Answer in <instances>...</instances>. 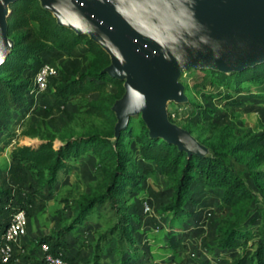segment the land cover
Masks as SVG:
<instances>
[{
	"label": "rangeland",
	"instance_id": "rangeland-1",
	"mask_svg": "<svg viewBox=\"0 0 264 264\" xmlns=\"http://www.w3.org/2000/svg\"><path fill=\"white\" fill-rule=\"evenodd\" d=\"M5 40L9 54L14 43L6 29ZM37 61L54 67L56 75L43 92L32 89L26 93V109L10 112L13 137L0 150V189L10 191L12 204L23 196L28 205L24 234L28 239L23 251L17 248L12 264H42L38 251L41 238L49 244L56 242L69 264H233L237 260L252 264L249 258L264 229V179L250 177L264 170V163L254 157L255 152L264 150V139L252 147L245 143L264 135V81L244 84L241 94L234 95L212 82L204 72L208 69L178 63L172 82L179 87L181 97L163 106L165 121L192 142V148L184 150L170 145L186 157L209 158L214 151L222 154L243 179L249 194L226 207L221 199L223 188L207 185L197 176L190 182L180 210L163 211L171 201L172 182L157 165L139 158L135 138L147 129L141 113L136 112L128 116L120 130H126L119 150L124 159L128 158L125 167L132 182L120 183L102 205L92 208L82 222L75 224L78 205L103 190L109 179L106 172L111 168L99 166L96 158L85 153L69 159L68 170L58 174L55 183L40 185L23 165L10 161L9 153L18 145L36 147L38 137L52 141L54 148L62 141L91 135L106 138L113 146L116 119L112 107L123 96L127 78L118 80L122 94L116 100L117 90L111 85L91 95L89 99L101 107L103 115L85 116L74 105L52 98L56 84L92 71L85 47L79 44L69 54L51 50L39 54ZM21 78L32 85L33 72H24ZM228 129L230 134L221 140ZM32 131L38 137L24 135ZM8 214L0 205V225ZM230 225H237L241 235L231 248L219 249V237Z\"/></svg>",
	"mask_w": 264,
	"mask_h": 264
},
{
	"label": "trees",
	"instance_id": "trees-1",
	"mask_svg": "<svg viewBox=\"0 0 264 264\" xmlns=\"http://www.w3.org/2000/svg\"><path fill=\"white\" fill-rule=\"evenodd\" d=\"M7 9L6 35L14 45L0 65V144H2L0 150L7 147L13 137L14 122L11 120L10 112L19 113L29 106L26 93L34 88L27 80L22 79L21 75L24 72L35 74L43 64L39 61L35 62L39 54L51 50L69 54L82 44L92 62L91 72L87 71L78 77L56 84L52 88L53 100L64 105L72 104L77 112L85 116H98L103 113L100 112L101 107L89 99L91 95H98L106 85H111L117 90L114 99L121 96V82L105 73H100L109 64L108 56L88 36L76 35L71 30L58 26L50 13L40 7L37 0H16L10 3ZM98 63L100 65H97ZM204 72L218 87L238 95L241 94L244 84H258L264 81V62L238 72L221 73L212 70ZM229 134L228 129L222 133L221 140ZM24 135L37 136L35 131ZM125 135L126 130L119 131L114 146L106 138L91 135L62 141L57 148L53 147L52 141L42 140L37 136L40 142L36 147L15 146L9 153V159L16 165H23L37 184L49 186L55 183L58 174L68 170L69 159H75L85 153L96 158L99 166L111 168L106 172L109 179L104 184L103 190L78 205L73 219V223L77 224L84 220L92 208L102 205L117 190L120 183L132 182V176L125 167L128 158L124 159L122 151L119 150L121 139ZM263 139L264 135L252 137L245 145L248 147L259 145ZM135 144L139 158L157 165L161 174L172 182L171 201L163 206V211L175 213L180 210L189 184L197 176L207 185H219L223 188L221 199L226 207L233 206L245 193L249 194V189L238 172L217 151H214L213 156L209 158L191 155L186 157L164 141L150 138L144 128L135 138ZM254 157L257 162L264 163V150L255 152ZM250 178L264 179V170L253 173ZM256 186L259 187L258 184ZM10 199V191L0 189L1 209L10 213L21 207L27 211V201L23 200V196L16 205L12 204ZM6 219L7 217L0 225V232L5 226ZM240 235L241 231L237 225L228 226L219 237L218 248H231ZM39 242H46L51 251L59 250L56 242L49 244L42 238L38 240ZM249 260L252 264H264V229ZM233 264L241 263L237 260Z\"/></svg>",
	"mask_w": 264,
	"mask_h": 264
},
{
	"label": "water",
	"instance_id": "water-1",
	"mask_svg": "<svg viewBox=\"0 0 264 264\" xmlns=\"http://www.w3.org/2000/svg\"><path fill=\"white\" fill-rule=\"evenodd\" d=\"M14 1L0 0V65L8 54L7 7ZM37 1L58 26L76 35L91 31L88 38L109 59L103 73L127 78L112 107L115 141L128 116L140 112L150 138L191 149L188 136L164 119V103L181 97L172 82L178 63L231 73L264 62V0Z\"/></svg>",
	"mask_w": 264,
	"mask_h": 264
},
{
	"label": "built area",
	"instance_id": "built-area-1",
	"mask_svg": "<svg viewBox=\"0 0 264 264\" xmlns=\"http://www.w3.org/2000/svg\"><path fill=\"white\" fill-rule=\"evenodd\" d=\"M56 75L54 67L43 63L33 75L32 86L36 92H43L49 81ZM144 211L148 206L143 201ZM26 211L24 208H17L7 216L5 226L0 232V264H12L14 247L24 234L26 228ZM38 251L42 264H68L58 249L50 250L46 242L38 243Z\"/></svg>",
	"mask_w": 264,
	"mask_h": 264
},
{
	"label": "crops",
	"instance_id": "crops-1",
	"mask_svg": "<svg viewBox=\"0 0 264 264\" xmlns=\"http://www.w3.org/2000/svg\"><path fill=\"white\" fill-rule=\"evenodd\" d=\"M28 238L24 237V235L19 238V240L17 241L15 247H14V253L16 252L17 248H20L21 251H23L22 246L25 245V240H27Z\"/></svg>",
	"mask_w": 264,
	"mask_h": 264
},
{
	"label": "bare ground",
	"instance_id": "bare-ground-1",
	"mask_svg": "<svg viewBox=\"0 0 264 264\" xmlns=\"http://www.w3.org/2000/svg\"><path fill=\"white\" fill-rule=\"evenodd\" d=\"M5 9H6V8H4V13H5ZM51 13H52V15H54V16L57 18L56 13H55L54 11L51 10ZM84 32L87 34V36H89V37H93V34H92L91 31H89V30H85ZM196 66H200V65L198 64V65H196Z\"/></svg>",
	"mask_w": 264,
	"mask_h": 264
}]
</instances>
